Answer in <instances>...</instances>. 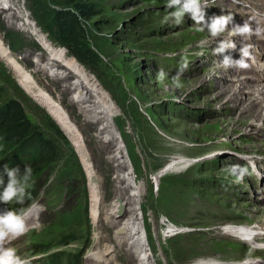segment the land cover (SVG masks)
Instances as JSON below:
<instances>
[{
	"label": "rangeland",
	"instance_id": "1",
	"mask_svg": "<svg viewBox=\"0 0 264 264\" xmlns=\"http://www.w3.org/2000/svg\"><path fill=\"white\" fill-rule=\"evenodd\" d=\"M19 1L34 27L83 65L115 100L121 143L136 175L146 181L139 208L156 264H194L201 257L241 262L262 256L240 241L212 232L231 223L264 224V215L257 212L264 208L259 186L264 135L257 138L258 126L250 125L257 114L246 117L248 109L264 107L252 104L253 97L264 95V83L242 81V91L252 93L246 112L238 113L239 104L219 97L217 92L228 82L222 67L213 64L211 53L219 46L213 44L232 37L230 33L240 35L225 29L213 36L207 26L218 18L214 6L231 9L236 0H207L206 5L201 0L207 23H197L185 13L179 24L170 15L176 8L167 7L169 0ZM20 11L0 2V36L33 73L44 49L31 33L6 20L9 13ZM46 79L41 76L38 82L54 99L62 94V104L82 133L102 181L104 205L114 206L117 170L111 161L119 154L117 148L100 144L98 130L86 125L70 95L62 92L64 84ZM243 122L247 126L242 127ZM172 157L192 158L195 164L164 177L158 192L154 175ZM5 165L18 166L21 172L26 165L32 168L33 182L24 203H0L2 211L38 209L36 225L7 246L21 259L30 264H84L88 253L101 251L106 244L111 261L139 264L134 254L117 248V228L92 220L89 177L75 142L0 57V177L6 183ZM233 166L248 168L239 183L230 174ZM175 226L188 232L177 233ZM100 231L104 240L97 248L95 235Z\"/></svg>",
	"mask_w": 264,
	"mask_h": 264
},
{
	"label": "bare ground",
	"instance_id": "2",
	"mask_svg": "<svg viewBox=\"0 0 264 264\" xmlns=\"http://www.w3.org/2000/svg\"><path fill=\"white\" fill-rule=\"evenodd\" d=\"M0 2H2V0H0ZM19 3V0H3V4L9 10H18V8L21 10L16 15L13 13H9L8 16L5 15V17L7 16L6 20L11 24H15L18 28H22L31 33L42 45L44 51L39 53L36 57V72L29 73L28 69L21 65V57L17 58V56L8 49L9 47L7 48V46L4 45L0 36L1 59L9 66L18 82H21L27 91L49 111L51 116L61 125L64 131L67 132L72 141L75 142L78 153L80 154L86 168L87 176L89 177L90 214L95 224L98 225L100 221L103 220V223L106 225L117 228L114 235L117 239L116 244L119 251L123 250L126 253L134 254L138 259L137 261L139 264H156L153 252L148 245L147 236L142 223V213L139 208V205L145 198L146 181L140 179L136 175L134 167L130 164L129 159L127 158V148L121 143L122 134L116 126V118L119 116V108L115 100L112 95L101 86V84H98L91 78L90 73L83 65L79 64V62L67 51L63 50L62 47L57 44L52 43L45 34L39 32L37 28L34 27V24L23 11V8ZM231 5V9H221L219 6H214L213 9H218L216 13L219 14V17H227L225 11L232 9L241 13L246 11L248 15L254 13L256 18L264 16V0H236L234 4ZM210 15L211 14L208 13L209 17ZM238 26L239 25L236 24L227 25L225 29H236ZM230 36L232 37L220 39L218 43L213 44H219V46L216 47V51L213 50L211 53L215 62L213 64L217 67H222L221 69H223L225 73L223 80L228 82L222 84V87L217 93L219 97L225 96L228 103H234V105L239 104L238 108L240 109L238 113H242L247 111V109L244 110L247 96L249 97L252 94L248 89H245V92L242 91L244 89L243 82L251 84L253 83L252 81H254L252 79L256 78H254L252 73L247 71L246 68H240L237 63L231 62L232 67L225 66L224 61H220L219 59L216 60L214 55L218 54L222 57L228 58L235 57L237 60H240L242 57H247L242 55L241 50L247 49L248 53L251 54V43H244V40L255 36L252 32L240 35V37L230 33ZM239 38H241V42H238ZM230 44H234L235 47H229L228 45ZM221 45L227 46L229 51L227 49L220 51ZM262 50L264 51V48L261 46V52ZM41 76L47 78L48 81L46 82L48 83L51 81L63 83L62 92L70 95L71 104L81 112V116L84 118L86 125L95 127V129L98 130L99 143L105 147L112 145L117 148L119 154L111 161L115 170H117L115 179L117 187V203L114 206L107 208L104 205L102 181H100L96 175V171L93 167L94 164L86 148L82 133L75 127L70 112H68L62 104V94L59 99H54L49 91L42 87L38 82V78L40 79ZM229 83L236 86L232 87ZM262 83H264V81L257 85ZM262 91L264 92V85L262 86ZM253 98V105L257 102L264 103V95H262V97L259 96ZM241 106H243V108H241ZM252 113H256L257 116L250 122V125L258 126V129L254 131V134L257 133V138H261L264 135V107L248 109L246 117L249 118ZM242 125V127L247 126V124L245 125V122H243ZM260 129H262L261 132L259 131ZM263 141L264 139L262 142ZM212 156L213 154L208 155L207 157ZM194 164L195 160L192 158H170L169 162H167V164L154 175L153 179L156 190L158 192L160 191L164 177L172 173H181L182 171L191 168ZM261 170L263 171L262 168ZM259 186L262 191H264V174ZM247 192L248 195L255 196L254 191L247 190ZM262 202H264V199ZM121 203H123L124 206L123 210L120 209ZM257 212H259L261 216L264 215V208H257ZM38 213V209L36 208H33L28 212V228L36 225L35 219ZM175 227H172V229L177 230V233L188 232L184 227ZM212 232L216 237L220 236L240 241L242 244L249 246L256 253L262 252V256L257 254L256 257H252L253 259L245 258L241 262L201 257L197 259L194 264H264L263 223L252 225H237L231 223L225 226L222 225V227L212 228ZM95 237L96 247L99 248V245L97 244L104 240L102 232L101 234L98 232ZM8 245L9 243H6L5 247L7 248ZM105 247L106 244L102 247L101 251L97 249L88 253L86 255L87 264H116L117 260L114 262L110 260L111 253L106 252L104 249Z\"/></svg>",
	"mask_w": 264,
	"mask_h": 264
},
{
	"label": "clouds",
	"instance_id": "3",
	"mask_svg": "<svg viewBox=\"0 0 264 264\" xmlns=\"http://www.w3.org/2000/svg\"><path fill=\"white\" fill-rule=\"evenodd\" d=\"M206 3L207 0H204V5H206ZM204 5H202L201 0H169L167 7L176 8L170 15L175 18L177 24L181 22L185 13H190L191 17L197 23H207L204 19ZM165 19H167V17ZM228 23V17H218L214 18L207 26L211 34L216 36L225 30ZM250 32L251 29L247 24L243 27L238 26L235 29V34L244 35ZM228 46L235 47L234 44ZM224 49L225 45H221L220 51H224ZM241 51L243 56L249 55L247 49H242ZM236 63L240 68L248 67L243 59H240ZM224 64L225 66H230V58L225 57ZM177 86H179L178 81ZM3 172L7 177V182L5 183L4 178L0 177V185H3V189L0 191V203L16 201L17 203L23 204L27 195V189L33 182L32 168L26 165L21 172L18 166L10 168L5 165ZM230 174L235 176L236 182L239 183L243 180L244 176L248 174V168L233 166L230 169ZM27 219L28 211L26 209H21L20 211L14 209L0 211V264H30L29 260L21 259L17 256L14 249L5 247L6 243L20 237L29 230Z\"/></svg>",
	"mask_w": 264,
	"mask_h": 264
},
{
	"label": "water",
	"instance_id": "4",
	"mask_svg": "<svg viewBox=\"0 0 264 264\" xmlns=\"http://www.w3.org/2000/svg\"><path fill=\"white\" fill-rule=\"evenodd\" d=\"M120 209H121V210L124 209L123 203L120 204ZM121 210H120V211H121Z\"/></svg>",
	"mask_w": 264,
	"mask_h": 264
}]
</instances>
